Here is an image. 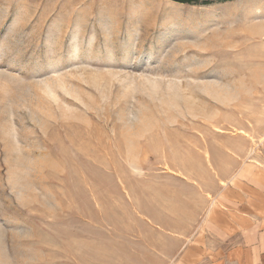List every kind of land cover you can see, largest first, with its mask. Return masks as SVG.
<instances>
[{
	"label": "rangeland",
	"instance_id": "374dc122",
	"mask_svg": "<svg viewBox=\"0 0 264 264\" xmlns=\"http://www.w3.org/2000/svg\"><path fill=\"white\" fill-rule=\"evenodd\" d=\"M245 163L264 0H0V264H176Z\"/></svg>",
	"mask_w": 264,
	"mask_h": 264
},
{
	"label": "crops",
	"instance_id": "0c3cea01",
	"mask_svg": "<svg viewBox=\"0 0 264 264\" xmlns=\"http://www.w3.org/2000/svg\"><path fill=\"white\" fill-rule=\"evenodd\" d=\"M203 193L196 238L176 264H264V168L245 163Z\"/></svg>",
	"mask_w": 264,
	"mask_h": 264
},
{
	"label": "trees",
	"instance_id": "16d2710c",
	"mask_svg": "<svg viewBox=\"0 0 264 264\" xmlns=\"http://www.w3.org/2000/svg\"><path fill=\"white\" fill-rule=\"evenodd\" d=\"M175 2L183 3V4H211L219 1H228V0H173Z\"/></svg>",
	"mask_w": 264,
	"mask_h": 264
}]
</instances>
